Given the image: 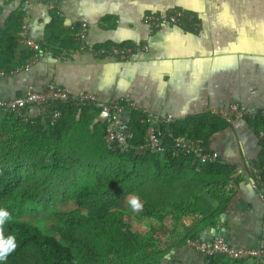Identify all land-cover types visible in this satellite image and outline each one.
<instances>
[{
  "label": "trees",
  "instance_id": "16d2710c",
  "mask_svg": "<svg viewBox=\"0 0 264 264\" xmlns=\"http://www.w3.org/2000/svg\"><path fill=\"white\" fill-rule=\"evenodd\" d=\"M23 21L20 6L0 28V72L11 74L32 60L34 52L18 43ZM63 41L62 48L75 46L72 39ZM52 108L59 112L54 123L49 115L43 123L3 113L0 210L8 217L0 224V264H175L171 250L200 240L224 211L225 200L213 204L204 190L219 193V183L233 174L232 167L191 166L193 156L175 154L170 140L163 143L162 154L111 151L103 139L104 123H94L96 107L66 103ZM129 116L138 146L148 118L140 112ZM242 119L255 133L264 130L260 113H244ZM226 126L203 114L174 123L172 129L210 148L211 136ZM69 202L75 209L54 213L56 223L46 225L50 232L42 222L21 219ZM185 218H191L189 227L182 226ZM174 233L178 240H172ZM205 259L209 264H246L222 256Z\"/></svg>",
  "mask_w": 264,
  "mask_h": 264
},
{
  "label": "crops",
  "instance_id": "0c3cea01",
  "mask_svg": "<svg viewBox=\"0 0 264 264\" xmlns=\"http://www.w3.org/2000/svg\"><path fill=\"white\" fill-rule=\"evenodd\" d=\"M19 7L17 0H0V28ZM172 9L194 13L198 29H153L144 21L148 14ZM83 23L86 48L80 50L76 33ZM27 36L44 50L23 69L0 72L3 101L21 97L28 87L41 91L52 82L72 94L90 92L99 101L130 98L146 116L172 115L175 123L232 103L243 113L264 116V0H60L53 7L34 3L28 11ZM63 39H72L75 46L62 48ZM111 46L141 50L125 60L89 51ZM4 116L0 112V131ZM26 118L44 123L34 106ZM210 147L219 154L220 164L234 172L219 183V193L204 190L210 195L207 200H225V207L200 235L206 233L211 240L212 229H220L233 246L257 247L264 237V206L250 186V165L261 154L255 132L242 118L234 119L211 136ZM183 220L182 226L192 223L191 218ZM177 236L174 233L172 240ZM170 254L178 264H209L185 245Z\"/></svg>",
  "mask_w": 264,
  "mask_h": 264
},
{
  "label": "built area",
  "instance_id": "2783aa9c",
  "mask_svg": "<svg viewBox=\"0 0 264 264\" xmlns=\"http://www.w3.org/2000/svg\"><path fill=\"white\" fill-rule=\"evenodd\" d=\"M17 1L20 2L21 9L24 12V21L18 34V43L34 52L31 60L33 62L41 56V46L31 41L27 36L28 11L34 3H44L53 7L60 0ZM144 21L153 29L170 26L184 30H197L199 27L198 19L194 13H185L180 9H172L163 15L148 14L144 17ZM81 26V29L76 33V40L81 44L80 50H83L86 48L87 26L85 23ZM140 50L131 46H111L109 48L98 47L89 49L97 57L108 56L120 60L130 58ZM66 103L76 107L94 106L98 109L97 117L105 126L103 139L106 147L111 151L125 153L134 150L139 155L147 152L152 155L162 154L164 152L163 143L166 140H170L172 143V151L175 154H191L194 161L199 164L220 163L219 154L212 150L211 147L203 146L199 140L176 135L172 129V125L175 123L172 115H166L159 119L154 118L150 114L147 115L148 126L146 134L143 137L142 143L135 146L133 143L134 133L130 125L131 120L129 115L131 112L146 113L130 98L99 101L90 92L72 94L68 89L51 82L41 91H36L32 87H28L21 97H16L8 101L0 99V112L11 113L21 121H26L27 109L34 106L38 109L41 117L46 118L49 115L50 122L54 123L59 117V112L53 110L52 107ZM209 114L220 118L227 124H231L234 119H241L244 115L242 109L236 103L211 109L209 110ZM255 135L260 145L261 154L259 159L250 165V186L264 206V130H258ZM186 245L205 258L222 256L237 263L264 264V237L259 246L251 248L233 246L222 237H216L210 243L202 240H189L186 242Z\"/></svg>",
  "mask_w": 264,
  "mask_h": 264
},
{
  "label": "rangeland",
  "instance_id": "374dc122",
  "mask_svg": "<svg viewBox=\"0 0 264 264\" xmlns=\"http://www.w3.org/2000/svg\"><path fill=\"white\" fill-rule=\"evenodd\" d=\"M125 202L122 201L120 202V207L121 208H125ZM75 209V205L72 203V202H69L65 205H62V206H59V205H51V206H48L46 209L42 210V211H39V213L35 216H24L22 217L21 219L23 220H26V221H29L31 224H38V223H43V226L45 227V231L46 232H50L49 230H47V227L46 225L48 224H55L56 221L54 219V213H57V212H69V211H73Z\"/></svg>",
  "mask_w": 264,
  "mask_h": 264
},
{
  "label": "water",
  "instance_id": "95a60500",
  "mask_svg": "<svg viewBox=\"0 0 264 264\" xmlns=\"http://www.w3.org/2000/svg\"><path fill=\"white\" fill-rule=\"evenodd\" d=\"M187 11V10H185ZM188 12H191V11H188ZM213 233V237H211V240L208 239L206 233H203L202 236H200V240L204 241V242H207V243H210L214 238L216 237H223V238H226V235H224L223 231H221L220 229H212ZM208 232V230H207Z\"/></svg>",
  "mask_w": 264,
  "mask_h": 264
},
{
  "label": "clouds",
  "instance_id": "9594fccd",
  "mask_svg": "<svg viewBox=\"0 0 264 264\" xmlns=\"http://www.w3.org/2000/svg\"><path fill=\"white\" fill-rule=\"evenodd\" d=\"M132 203L136 204V201H132ZM7 217H8V213L4 210H0V224L4 223V221L7 219Z\"/></svg>",
  "mask_w": 264,
  "mask_h": 264
}]
</instances>
